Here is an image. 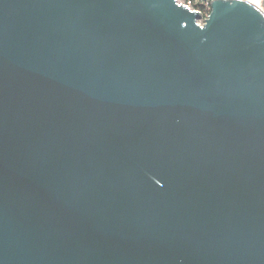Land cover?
Listing matches in <instances>:
<instances>
[{
    "label": "water",
    "instance_id": "95a60500",
    "mask_svg": "<svg viewBox=\"0 0 264 264\" xmlns=\"http://www.w3.org/2000/svg\"><path fill=\"white\" fill-rule=\"evenodd\" d=\"M0 0V264H264V12Z\"/></svg>",
    "mask_w": 264,
    "mask_h": 264
},
{
    "label": "built area",
    "instance_id": "2783aa9c",
    "mask_svg": "<svg viewBox=\"0 0 264 264\" xmlns=\"http://www.w3.org/2000/svg\"><path fill=\"white\" fill-rule=\"evenodd\" d=\"M218 0H176L177 4L180 6L187 7L190 11L199 14L201 17L198 22L203 26L206 20L209 18L212 12V4ZM262 3L263 0H257Z\"/></svg>",
    "mask_w": 264,
    "mask_h": 264
},
{
    "label": "bare ground",
    "instance_id": "6f19581e",
    "mask_svg": "<svg viewBox=\"0 0 264 264\" xmlns=\"http://www.w3.org/2000/svg\"><path fill=\"white\" fill-rule=\"evenodd\" d=\"M246 1L251 3L252 5H254L257 8H260L259 7V1H257V0H246Z\"/></svg>",
    "mask_w": 264,
    "mask_h": 264
},
{
    "label": "rangeland",
    "instance_id": "374dc122",
    "mask_svg": "<svg viewBox=\"0 0 264 264\" xmlns=\"http://www.w3.org/2000/svg\"><path fill=\"white\" fill-rule=\"evenodd\" d=\"M259 7H260V9L264 12V0L262 1L261 4H260V2H259Z\"/></svg>",
    "mask_w": 264,
    "mask_h": 264
}]
</instances>
